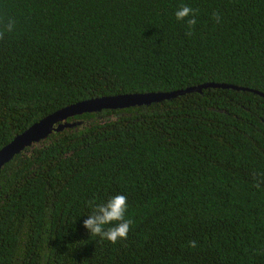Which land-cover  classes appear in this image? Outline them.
I'll use <instances>...</instances> for the list:
<instances>
[{
    "label": "trees",
    "instance_id": "obj_1",
    "mask_svg": "<svg viewBox=\"0 0 264 264\" xmlns=\"http://www.w3.org/2000/svg\"><path fill=\"white\" fill-rule=\"evenodd\" d=\"M182 4L198 9L191 36ZM9 18L0 147L88 98L264 94V0H0ZM60 123L0 167V264H264L263 97L206 85ZM117 194L134 223L113 244L83 221Z\"/></svg>",
    "mask_w": 264,
    "mask_h": 264
},
{
    "label": "water",
    "instance_id": "obj_2",
    "mask_svg": "<svg viewBox=\"0 0 264 264\" xmlns=\"http://www.w3.org/2000/svg\"><path fill=\"white\" fill-rule=\"evenodd\" d=\"M206 85L247 90L264 98L263 93L254 89L239 87L232 84L208 83L166 92L156 91L125 93L80 100L46 114L45 116L30 124L21 132L14 135L6 144L2 145L0 147V167L24 147L43 139L51 130L59 128L62 125L60 122L64 121L67 117L81 114L83 112L97 111L101 108H121L132 105L148 104L150 102L159 101L164 98H170L184 92L197 91L200 87Z\"/></svg>",
    "mask_w": 264,
    "mask_h": 264
},
{
    "label": "clouds",
    "instance_id": "obj_3",
    "mask_svg": "<svg viewBox=\"0 0 264 264\" xmlns=\"http://www.w3.org/2000/svg\"><path fill=\"white\" fill-rule=\"evenodd\" d=\"M197 12L198 9L184 4L175 11V17L178 21H186L187 31L185 35L187 36L193 34V29L197 23ZM212 18L216 23H220L221 17L218 12L213 11ZM14 26L15 21L9 18L7 24L0 28V40L4 38L6 32H12ZM256 187H260L259 180L256 183ZM88 203L92 208V212L83 221V226L88 230L90 236L99 237L101 240H107L113 244L127 239L130 227L134 221L131 218H125L128 208L125 195L117 194L104 203H95L94 200ZM188 246L195 248L197 242L194 240L189 241Z\"/></svg>",
    "mask_w": 264,
    "mask_h": 264
}]
</instances>
